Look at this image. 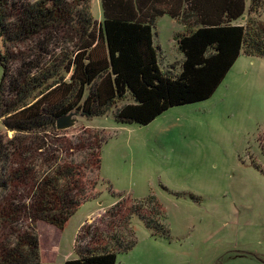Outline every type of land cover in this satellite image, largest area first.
<instances>
[{
    "label": "trees",
    "instance_id": "obj_1",
    "mask_svg": "<svg viewBox=\"0 0 264 264\" xmlns=\"http://www.w3.org/2000/svg\"><path fill=\"white\" fill-rule=\"evenodd\" d=\"M92 1L0 0V264H41L38 225L63 232L100 195L107 140L75 144L60 137V119L115 109L118 123L148 126L212 98L242 54L264 58V0H101L103 23ZM164 16L184 27L174 36L183 55L176 75L160 67L154 29ZM60 33L72 37L71 54L53 53ZM166 216L153 195L122 198L81 228L79 259L65 264H117L137 246L133 217L160 238L169 236Z\"/></svg>",
    "mask_w": 264,
    "mask_h": 264
},
{
    "label": "rangeland",
    "instance_id": "obj_2",
    "mask_svg": "<svg viewBox=\"0 0 264 264\" xmlns=\"http://www.w3.org/2000/svg\"><path fill=\"white\" fill-rule=\"evenodd\" d=\"M92 13L103 23L101 0L92 1ZM258 20L264 23V7ZM154 30L162 71L178 74L183 56L174 36L184 27L165 16ZM59 35L53 53L71 54L72 37ZM114 110L92 119L72 113L59 130L75 144L94 135L107 140L100 195L68 226L61 255L42 256L41 264L79 259L75 227L85 214L99 211L97 220L122 198L144 202L151 195L166 210L161 221L169 236L154 237L133 217L137 246L118 254L117 264H264V58L242 54L212 98L172 108L148 126L118 123Z\"/></svg>",
    "mask_w": 264,
    "mask_h": 264
},
{
    "label": "crops",
    "instance_id": "obj_3",
    "mask_svg": "<svg viewBox=\"0 0 264 264\" xmlns=\"http://www.w3.org/2000/svg\"><path fill=\"white\" fill-rule=\"evenodd\" d=\"M165 17V16H164ZM168 17V16H167ZM163 18V17H161ZM170 18V17H169ZM160 19V18H159ZM158 19V20H159ZM173 21V19H172ZM157 45V44H156ZM160 48V47H159ZM182 55V54H181ZM183 56V55H182ZM182 59V57H181ZM183 60V59H182ZM116 204V203H114ZM113 204V205H114ZM88 204H86L85 206H83L77 213L75 216H73L69 222V227L71 226V222L74 218L77 217L78 214H80V212L87 206ZM111 205V206H113ZM99 212V211H98ZM98 212H90L87 213L83 216V218H81V220L77 223L76 225V234H75V240H74V244L76 243V239L81 231V228L86 224V223H91L93 220H95L97 218V213ZM68 228V227H67ZM67 228L61 232L59 230H57L56 228L44 224V223H40L38 225V234L40 237V251H41V257H47L48 259H54L56 258L58 255H61L62 253V244H63V238ZM48 238V245L47 247L43 246L44 245V239ZM50 244V246H49ZM45 247V248H44ZM51 251H54V253L51 254ZM59 257V256H58ZM68 261V260H67ZM66 261V262H67Z\"/></svg>",
    "mask_w": 264,
    "mask_h": 264
},
{
    "label": "water",
    "instance_id": "obj_4",
    "mask_svg": "<svg viewBox=\"0 0 264 264\" xmlns=\"http://www.w3.org/2000/svg\"><path fill=\"white\" fill-rule=\"evenodd\" d=\"M68 124H69V118L68 117L62 118L58 121L57 128L58 130H62L66 128Z\"/></svg>",
    "mask_w": 264,
    "mask_h": 264
}]
</instances>
